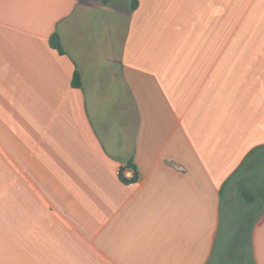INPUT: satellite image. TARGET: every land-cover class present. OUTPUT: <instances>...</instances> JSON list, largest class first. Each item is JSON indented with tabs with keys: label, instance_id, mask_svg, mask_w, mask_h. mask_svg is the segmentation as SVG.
Here are the masks:
<instances>
[{
	"label": "crops",
	"instance_id": "crops-1",
	"mask_svg": "<svg viewBox=\"0 0 264 264\" xmlns=\"http://www.w3.org/2000/svg\"><path fill=\"white\" fill-rule=\"evenodd\" d=\"M0 264H264V0H0Z\"/></svg>",
	"mask_w": 264,
	"mask_h": 264
},
{
	"label": "built area",
	"instance_id": "built-area-1",
	"mask_svg": "<svg viewBox=\"0 0 264 264\" xmlns=\"http://www.w3.org/2000/svg\"><path fill=\"white\" fill-rule=\"evenodd\" d=\"M117 171L127 181H133L137 178L135 175L136 169L132 164H123L118 167Z\"/></svg>",
	"mask_w": 264,
	"mask_h": 264
},
{
	"label": "trees",
	"instance_id": "trees-1",
	"mask_svg": "<svg viewBox=\"0 0 264 264\" xmlns=\"http://www.w3.org/2000/svg\"><path fill=\"white\" fill-rule=\"evenodd\" d=\"M104 2H107L108 0H103ZM51 45L54 47V48H56L60 53H63L64 52V50H63V48H62V46H61V44H60V41H59V38H58V36L57 35H53L52 37H51ZM72 83H73V85H76V86H78L79 84H80V78H79V75H78V73H74V75H73V79H72ZM134 181V180H133Z\"/></svg>",
	"mask_w": 264,
	"mask_h": 264
}]
</instances>
